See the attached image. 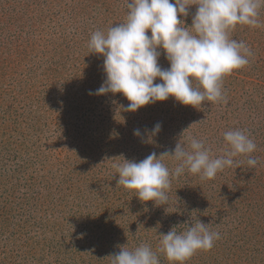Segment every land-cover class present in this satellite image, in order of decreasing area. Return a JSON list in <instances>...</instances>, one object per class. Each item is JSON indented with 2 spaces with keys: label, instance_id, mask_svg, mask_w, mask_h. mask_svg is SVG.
Returning a JSON list of instances; mask_svg holds the SVG:
<instances>
[{
  "label": "rangeland",
  "instance_id": "374dc122",
  "mask_svg": "<svg viewBox=\"0 0 264 264\" xmlns=\"http://www.w3.org/2000/svg\"><path fill=\"white\" fill-rule=\"evenodd\" d=\"M97 1L76 16L69 10L75 0H0V264H112L118 245L132 250L142 243L159 264H179L159 254V234L174 226L182 233L194 217L220 238L183 264H264V6L260 27L230 32L252 56L223 77L227 104L196 108L170 96L130 112L121 93L89 94L105 79L90 37L124 22L128 12V0ZM183 19L191 25V14ZM158 63L170 66L163 54ZM158 122L151 143L133 134ZM236 130L255 142L254 154L238 155V167L213 179L187 169L171 176L167 204L141 201L117 185L112 165L124 158L159 156L190 136L216 158L230 150L224 133ZM162 162L170 173L178 164L171 156ZM246 185L252 195L240 190Z\"/></svg>",
  "mask_w": 264,
  "mask_h": 264
},
{
  "label": "clouds",
  "instance_id": "9594fccd",
  "mask_svg": "<svg viewBox=\"0 0 264 264\" xmlns=\"http://www.w3.org/2000/svg\"><path fill=\"white\" fill-rule=\"evenodd\" d=\"M192 5L196 6L194 14L190 12ZM262 6L264 0H128L124 22L113 24L106 33L97 30L90 37V53L104 58L105 79L89 94L121 93L130 101L122 106L123 110L130 112L170 96L196 108L204 101L227 104L223 77L248 65V57L252 56L245 42L231 38L230 32L237 25L260 27ZM190 14L192 22L186 26L183 18ZM162 54L169 62L168 68L158 63ZM157 78L162 82L154 83ZM161 127L158 122L150 131L145 129L143 135L140 129H134L133 134L151 143ZM224 139L230 150L216 158L211 157L202 140L191 136L187 143L180 140L173 150L159 156L152 152L139 162L124 158L122 164L112 165L119 174L117 185L135 190L141 201L167 204L171 176L179 177L187 169L202 179H213L225 167H238L234 158L251 154L257 147L239 130L225 132ZM164 156L178 162L171 173L162 162ZM247 163L254 168L257 160L249 156ZM207 225L194 217L182 233H177L174 226L166 234H159L162 239L158 251L165 253L170 262L183 264L197 250H210L220 237ZM118 247V252L109 255L112 264H159L157 254L147 244L132 250L124 245Z\"/></svg>",
  "mask_w": 264,
  "mask_h": 264
},
{
  "label": "trees",
  "instance_id": "16d2710c",
  "mask_svg": "<svg viewBox=\"0 0 264 264\" xmlns=\"http://www.w3.org/2000/svg\"><path fill=\"white\" fill-rule=\"evenodd\" d=\"M38 1V0H37ZM76 3L72 4L70 6V14H74L76 13L77 15H80L81 13H83L85 11V8H88L89 6H93L91 3L97 4L98 1L97 0H75ZM84 18V17H83ZM243 131V130H240ZM249 136V135H247ZM254 153H251V155H253ZM259 155V154H257ZM245 161V160H244ZM260 172V171H259ZM261 174V173H260ZM262 176H264V174H261ZM257 180H258V185H260V178H258V175L256 176ZM255 185V184H254ZM255 187H258L257 185H255ZM263 187H264V183H263ZM240 190L245 194V195H252V192L249 188L248 185L246 186H242L240 187ZM161 254V252L159 253Z\"/></svg>",
  "mask_w": 264,
  "mask_h": 264
}]
</instances>
